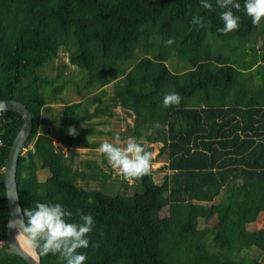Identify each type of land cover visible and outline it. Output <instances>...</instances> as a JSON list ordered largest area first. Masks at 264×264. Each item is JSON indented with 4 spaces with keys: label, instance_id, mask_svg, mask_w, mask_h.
<instances>
[{
    "label": "trees",
    "instance_id": "1",
    "mask_svg": "<svg viewBox=\"0 0 264 264\" xmlns=\"http://www.w3.org/2000/svg\"><path fill=\"white\" fill-rule=\"evenodd\" d=\"M209 2L212 9L200 0H0V99L23 103L33 121L17 162L19 204L58 202L71 221L77 209L91 214L85 264H264V228L246 229L264 212V85L251 73L264 66V47H255L264 19L253 25L233 10L239 26L222 34L221 10ZM197 16L204 27L191 24ZM60 50L81 75L47 74ZM172 60L184 62L183 71H171ZM70 85L80 104L61 98ZM172 91L181 101L164 108ZM48 97L63 105L62 153L40 128L53 116ZM117 107L133 117L137 142L151 152L160 144L152 163L164 155L168 172L160 184L151 172L134 179L138 189L129 196L78 185L100 173L94 160L75 161L80 146H98L88 142L96 134L89 122ZM21 124L19 114L2 112L0 264H26L5 243L4 167ZM39 170L48 171L42 181ZM196 205L206 207L203 217L192 213ZM243 244L260 258H239ZM39 263L60 264L51 255Z\"/></svg>",
    "mask_w": 264,
    "mask_h": 264
},
{
    "label": "clouds",
    "instance_id": "2",
    "mask_svg": "<svg viewBox=\"0 0 264 264\" xmlns=\"http://www.w3.org/2000/svg\"><path fill=\"white\" fill-rule=\"evenodd\" d=\"M204 9H212L209 0H200ZM216 8L222 27L217 31L227 34L236 30L240 17L234 14L243 12L250 18L253 25H258L264 19V0H243V8L240 0H215ZM191 24L204 27L203 17H193ZM173 40L169 38L166 45H171ZM181 97L172 91L162 97V106L179 105ZM154 127L159 128L157 123ZM66 132L70 136L76 135V129L69 126ZM98 151L103 154L110 168L118 170L126 179H138L150 173L153 153L147 150L146 145L137 142L134 137L121 139L114 135L111 142L104 141L99 145ZM12 201L19 200V192L6 193ZM73 216L61 203L40 202L34 206L21 208L17 206L13 212V218L8 221V229L13 232V243L17 247L30 250L38 257L54 256L60 264H85L87 256L81 249L89 247V234L93 230L94 219L91 214H82L76 210L77 219L71 221Z\"/></svg>",
    "mask_w": 264,
    "mask_h": 264
},
{
    "label": "rangeland",
    "instance_id": "3",
    "mask_svg": "<svg viewBox=\"0 0 264 264\" xmlns=\"http://www.w3.org/2000/svg\"><path fill=\"white\" fill-rule=\"evenodd\" d=\"M255 47L260 48L264 47V35L258 37L257 43ZM136 56L141 57V50L137 48L136 50ZM167 66L170 68L171 71L175 72H181L183 71V66L185 67V63L177 60H172L167 62ZM49 67V66H48ZM257 70V74L255 71ZM251 73L254 75V84L256 86L264 85V66H255V68ZM60 73V80L66 81L69 78H74L75 76L81 75L80 73H83V70L79 69L78 67L72 65L68 60V54L64 50H60L58 53V56L54 62V66L50 69L48 68L47 74L49 76H55ZM82 84V83H81ZM261 86V87H262ZM111 86L107 87V90H109ZM264 90V89H261ZM75 87L70 85L67 89V91L61 96L63 100H65L66 103H72V104H80L81 98L75 94ZM87 95V94H86ZM90 97V96H89ZM83 99H86V97H83ZM47 100L50 101V104L48 103L47 106L52 112V117L48 122H43L40 124V128H46L49 130V132L52 134L54 138V142L57 146H60L59 149L64 151L65 147H63L61 144L62 139V133H61V126L62 123L59 119L61 116V109L63 107L62 102L53 100L51 98H47ZM107 101V100H105ZM82 107V106H81ZM88 110H84L83 114L86 116L88 114ZM47 117H45V120ZM93 125V128L97 132L95 135L88 138V142H95L98 146L95 148H92L91 150L89 148L80 146L78 148V156L75 158L76 163L79 161H85V160H94L97 164L100 166V173L99 178L97 180H88L87 183L79 182L78 185L82 186L85 189H95V190H101L104 194L110 195V196H116V195H125L129 196L131 195L134 190H137L138 187H135L134 179H126L124 178L118 170L110 168V166L107 164L106 160L103 157V154H101L98 151L99 145L103 143L104 141L111 142V138L114 135H119L121 139L132 137L131 130L132 124H133V117L129 112H126L122 110L120 107L115 109L114 116L109 118L108 116H99L89 122ZM153 153V158L157 154L160 144H153L150 145ZM165 156L162 155L159 158H157L151 166V174L156 184H160L163 180V177L168 173L163 166L165 165ZM48 176L47 170H39L38 171V179L40 181L44 180ZM124 183H127V188H124ZM194 215H197L199 217H203L206 214V207L203 205H196L192 211ZM163 215V212H162ZM204 223H199V226L203 227ZM211 225V224H209ZM264 228V212H261L259 216L257 217L256 221L254 223L248 224L246 226L247 230H258ZM242 247L241 252L238 254L239 258L244 259H251V258H260L261 253L256 250L255 248L245 246Z\"/></svg>",
    "mask_w": 264,
    "mask_h": 264
},
{
    "label": "water",
    "instance_id": "4",
    "mask_svg": "<svg viewBox=\"0 0 264 264\" xmlns=\"http://www.w3.org/2000/svg\"><path fill=\"white\" fill-rule=\"evenodd\" d=\"M0 112H14L20 115L22 118V124L17 132L4 167V188H5V197H6V208L8 211V218L6 221V232H5V243L9 247L12 253L21 258L26 264H40L39 257L29 252L28 249L23 248V246L17 247L13 243V232H11L7 225L8 221L13 218L14 209L19 206V200L12 201L6 193H11L16 191V168L19 156L21 154L22 147L33 129V121L31 112L27 107L16 100L11 99H0ZM58 153H62L61 150H58Z\"/></svg>",
    "mask_w": 264,
    "mask_h": 264
},
{
    "label": "crops",
    "instance_id": "5",
    "mask_svg": "<svg viewBox=\"0 0 264 264\" xmlns=\"http://www.w3.org/2000/svg\"><path fill=\"white\" fill-rule=\"evenodd\" d=\"M104 100H107V97L106 96H104V98H103ZM118 108V107H117ZM117 108H115V109H117ZM115 109H113L112 110V114L110 115V116H108V115H102V116H108L109 118H111V117H113L114 116V113H115ZM96 131V130H95ZM99 133L100 131H96V133ZM101 133V132H100ZM254 223V222H253Z\"/></svg>",
    "mask_w": 264,
    "mask_h": 264
},
{
    "label": "built area",
    "instance_id": "6",
    "mask_svg": "<svg viewBox=\"0 0 264 264\" xmlns=\"http://www.w3.org/2000/svg\"><path fill=\"white\" fill-rule=\"evenodd\" d=\"M2 112H0V116H1ZM0 146H1V142H0ZM2 242L0 241V246H1Z\"/></svg>",
    "mask_w": 264,
    "mask_h": 264
},
{
    "label": "bare ground",
    "instance_id": "7",
    "mask_svg": "<svg viewBox=\"0 0 264 264\" xmlns=\"http://www.w3.org/2000/svg\"><path fill=\"white\" fill-rule=\"evenodd\" d=\"M29 252H31L30 250H29ZM32 253V252H31Z\"/></svg>",
    "mask_w": 264,
    "mask_h": 264
}]
</instances>
